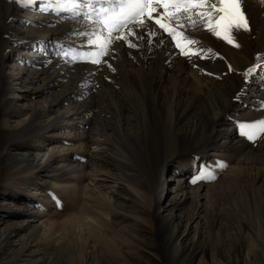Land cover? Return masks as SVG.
<instances>
[{
	"label": "rangeland",
	"instance_id": "1",
	"mask_svg": "<svg viewBox=\"0 0 264 264\" xmlns=\"http://www.w3.org/2000/svg\"><path fill=\"white\" fill-rule=\"evenodd\" d=\"M14 4L17 11L12 18V28L2 36L4 43L0 48L3 50L0 56L4 57L0 62V125H3L0 151L7 157L0 160L4 166L0 172V264H183L190 259L191 264H264V133L255 141L240 134V125L264 119V71L249 77L247 83L243 75L253 66L256 54H264V27L248 4L251 31L235 33L239 48L209 31L206 38L202 37L201 27L191 35L201 41L205 49L210 47L218 55L192 56L187 61L189 57L177 50L178 55L185 58L183 64L207 81L218 83L235 79L245 83L247 87L239 88L222 112L218 108L220 97L224 96L219 93L207 97L204 106L194 102L187 107L181 104L180 108L176 105L178 100L173 104L170 99L158 97L156 100V96L153 99L137 84L127 86L126 90L120 82L114 83L111 79L110 83L93 84L88 77L95 75L98 68L106 72L103 74L123 72L119 66L122 59L117 61L106 56L102 59L107 63H91L89 53L96 49L87 46V37L75 35L76 40L71 42L62 35L69 25L56 26L53 21L55 15L72 21L81 18L49 10L44 13L46 21L41 23L43 20L38 19L37 12L42 5ZM4 7L5 0H0V18ZM81 21L83 31L87 23ZM48 28L55 29V37H41L42 31ZM209 37L215 38L218 46L212 44ZM134 42L139 43L138 48L124 44L125 62L146 61L142 51L150 45L145 41ZM153 44H159L158 40ZM74 52L80 54L75 61L71 58ZM229 65L233 71H229ZM79 70L93 72L81 75L77 74ZM88 91L94 92L88 94ZM48 96L53 101L48 113L58 115L49 121L42 116L40 107L42 99ZM73 98L81 109L76 123L67 122L64 112L69 99ZM175 114L178 116L175 133L182 135L180 139L172 138L166 128ZM193 120L200 122L204 135L193 130ZM212 131L220 134L207 141ZM81 139L89 140L91 146L101 147L96 152L95 166L105 178L104 186L118 183L123 210L116 212L120 214L116 219L124 231L123 234L118 231L117 235L121 237L124 255L117 257L112 252L103 256L97 251L79 253L71 244L67 224L71 194L77 198L76 208L82 202L80 182L72 176L79 178L81 163L88 159L85 150L78 148ZM94 139L97 142L92 143ZM172 142L175 144L171 145ZM50 147L64 148V151L54 153L42 164L31 160L33 154ZM127 149L132 156L127 154ZM172 153L178 158L166 171V181L173 186L182 177L188 191L202 186L201 193H206L199 199L202 221L187 234L181 233L184 221L177 223L175 233L171 229L156 235L139 231L135 219L140 216L141 205L129 190V183L143 184ZM21 156H25V160ZM218 161L227 167H215ZM71 163L73 167L69 168L67 164ZM121 164L123 173L132 175L130 179H121ZM200 167L214 169L215 179L192 183ZM177 171L181 174H176ZM72 186L75 187L73 193ZM163 195L165 203L171 204L173 191L165 189ZM96 202L97 199L90 198L89 204L93 205L87 209L89 215L98 207ZM194 204V194L189 193L184 201L177 202L176 208L188 214ZM165 208V204L157 206L163 216ZM19 225L23 229L21 227L17 234ZM128 235L134 238L129 239Z\"/></svg>",
	"mask_w": 264,
	"mask_h": 264
},
{
	"label": "bare ground",
	"instance_id": "2",
	"mask_svg": "<svg viewBox=\"0 0 264 264\" xmlns=\"http://www.w3.org/2000/svg\"><path fill=\"white\" fill-rule=\"evenodd\" d=\"M247 4L248 7L252 10V12H254L255 16L260 17L259 24H261V26L264 27V17L261 18L262 14H264V6H261L258 3V0H249ZM94 7H97V5H94ZM16 11L17 10L15 4L14 2H12V0H7V1L5 0V7L4 10L1 12L2 14L0 18V48H2V45L4 43V41L1 40L2 36L6 35L9 32V30L12 28V23H13L12 18L15 15ZM48 11L49 10L47 11H42L41 9L38 10L37 12L38 19L43 20V22L41 23H44L46 21V19H44V13H48ZM80 11L84 12V11H88V9L82 8L80 9ZM68 14L69 13L67 12L65 13L66 16ZM81 20L83 19L77 21L67 20L64 17L57 15H55L53 19V21L56 22V26L57 25L62 26L65 23L66 25L67 24L69 25V27H66L64 31L62 30L63 31L62 35L67 38H70L71 42L76 40L75 33L82 31V28L80 27V24L82 23ZM84 22L86 21L84 20ZM148 23L151 27H155V25H153L151 21H149ZM159 31L162 32L161 30ZM71 33H74V35ZM201 34H204L202 35V37L204 38L208 36L206 30L204 29L202 30ZM49 35L50 36L54 35L55 37L56 36L55 29L49 30L48 28L43 30L41 37L50 38ZM209 38L212 44L217 45L215 38L212 37ZM161 39L164 40L163 44L159 43ZM157 40L159 44L156 45L152 44L146 47L142 51L143 55H145L146 61L139 59L138 63H133L132 61L125 62L123 56L124 47H125L124 42L122 41L116 42L115 52L110 56L114 57V59L117 61L122 59L120 60L121 63L119 62L120 63L119 66L123 69V72H119L118 74L115 75L112 73L103 74L106 72H104V70H101L102 68L101 69L98 68L96 74L94 73L95 75L88 78L92 80L93 84L101 83L102 85L105 83H110L112 81L114 83L120 82L122 84L123 90H126L127 86L129 87V85L137 84V86H141L142 88H145L147 92H143V93L147 94L148 97H150L151 95L153 99H155V96H156V100L158 97L170 99L173 104L176 100H178V104L176 105L177 106L180 105L178 106L180 108L182 107L181 104L182 105L185 104L183 106L187 107L188 105H191L194 102H198V104L200 103V105L204 106L207 103L205 100L207 97H210L211 95L214 97V93L223 94L224 97H220V107L218 108L220 112H222L226 108V104L233 99V96L235 95L236 91H238L239 88L243 89L245 87V83L242 82L241 80L234 79L232 82L222 81L218 83L215 80L214 81L205 80L202 76H200V74L196 70H190L193 68L189 69L183 64L182 61H185V58L181 57V55H178V51H177L178 49L174 48V45L172 44L173 42L168 35L165 36L162 33V35L155 38V41ZM157 45H159V47H157ZM2 52L3 50H0V53ZM3 58L4 57L0 56V62H2ZM190 59L191 58H188L186 60L188 61ZM197 60L199 61L198 57ZM169 65L172 66L169 67ZM93 70L92 71L89 70L85 72L79 70L80 72L78 71L77 74L81 73V75L82 74L90 75L91 72H93ZM127 79H129L128 83L126 82ZM144 84H147L150 87V89H147ZM90 92H94V91H88V94ZM197 96L199 98H197ZM183 98H185L186 100H183ZM50 100L51 99L48 96L42 99L40 103L41 105L40 107L42 108L41 113L43 114L42 116L47 117L46 119L47 121L58 116V115L53 116L50 113H48V111L51 110L53 104V101ZM182 100L185 103H182ZM54 101H56V99ZM80 110H81L80 105L78 106L77 102L74 101V98L69 99L68 106L66 107V110H64L67 122L76 123L77 118H79V115L81 114ZM197 111H199V109H197ZM85 121L88 122L87 119ZM85 121H83V123H85ZM213 121L215 122V119L211 121L212 124ZM177 123H178V116L177 114H175V119L172 120L171 123L168 122L166 127L169 130L168 132L169 135L174 139H178V138L180 139V136H182L180 134L175 133ZM199 124L200 122H196L193 120L192 128L194 131H198L200 134L204 135V132L203 130H201ZM1 126L3 125H0V127ZM218 132L219 131H212V134L209 135L207 141L218 138L220 134V132L219 133ZM88 141L84 142L83 139H81L79 142L80 144H78V148H83V150H85V152L88 154V159L84 160L81 163L82 173L79 176V178L72 176L75 180L81 183V184L79 183L78 186L81 187L82 202L80 206L76 208L77 204L75 200L77 198L74 197V194H71L72 199L70 206L68 208V210L70 211V216L67 220V224L70 230L69 233L71 234L70 235L71 244L75 250H78L79 253L82 252L91 253L97 251L98 254L100 253L101 255L104 256L105 253L111 254L113 252L114 253L113 255L118 257L121 254L124 255V252L122 250L124 246L121 243L122 241L120 242L119 238L121 237L117 235V233H119L118 231H120L123 234L122 231H124V229L120 226L122 225L121 222L117 221L116 219V217L120 215L116 212H121L123 210L122 209L123 202L119 197L117 182L110 183L112 185L104 186L105 182L102 180H104L105 178L100 175L101 171L95 166L96 152L100 151L101 147L96 144L91 146V142L89 144ZM94 141L97 142V140L94 139L92 140V143ZM174 144L175 142L171 143V145ZM171 145L169 146V148L171 147ZM61 151L63 152L64 148L50 147L47 148L45 151L33 154L31 160H34L39 164H42L47 159H49L54 153L56 152L60 153ZM126 151L129 156H132L130 150L127 149ZM4 153L0 151V160L1 158L2 160L5 159L6 156L4 157ZM24 157L21 156L22 159ZM177 158H178L177 155L172 153L168 158L166 157L165 159H163L159 164V167L156 170H154L155 171L154 174L150 176V179L146 177L143 184L137 185V184L129 183V187H130L129 190L131 191L132 194L136 195L135 198L138 201L139 205H141L139 207L140 216H137V219H135L136 226L139 231L141 230L148 234H155V233L158 234L160 233L159 231H162L164 229L165 230L171 229V232L175 233L178 230L177 223L180 224V222L184 221V224L181 228V233L187 234L191 228L194 229L195 227L200 225L203 215H202V210L200 211L201 203L199 199L204 197L206 194V193H201L202 186H197L195 188L191 187L189 192L187 189L188 186L182 184V180H183L182 177H181V181L180 179H178L177 182L174 183L175 185L173 186L172 185L169 186V182L166 181L165 173L167 170H169L172 167V165H174V163H176ZM72 164L73 163L67 164V166L69 168L73 167L71 166ZM120 166H121V170L119 171V175L121 179L126 177L130 179L132 175L131 174H129L130 176H128V174L125 175L122 169L123 165L121 164ZM3 167L4 166H2V164L0 163V172L3 170ZM178 172L179 171H177L176 174H178ZM181 172L183 173V170H181ZM181 172H179V174H181ZM98 179H100L101 181H98ZM165 189H167L168 191L171 190V192L173 191V197H172L173 201L170 200V202H172L171 204L169 203L170 205L168 204V202L165 203L166 198L163 195ZM71 192L72 193L75 192L74 186H72ZM188 192L190 194H194V198L196 201V204H194V209H192V212L188 214L178 212L177 211L178 209L176 208L177 202L179 203L181 201H184V199L189 194ZM91 197L97 199V202L99 203L98 207L97 206L95 207L93 215H89L87 213V209L91 208V206L93 205L92 203H91L92 205L89 204ZM158 204H165L166 208H165L164 216L158 212L157 210ZM121 217L123 218V216ZM20 228L23 229V226L19 225V227H17L16 229L17 234ZM125 233L124 235L127 234ZM136 233L138 234V232ZM127 237L129 239H132V237L134 238V236L132 235H128ZM80 256L82 257L81 254ZM192 261L193 260L190 259L183 264H191Z\"/></svg>",
	"mask_w": 264,
	"mask_h": 264
},
{
	"label": "snow or ice",
	"instance_id": "3",
	"mask_svg": "<svg viewBox=\"0 0 264 264\" xmlns=\"http://www.w3.org/2000/svg\"><path fill=\"white\" fill-rule=\"evenodd\" d=\"M12 2L22 7L39 4L43 5L42 11L67 12L74 18L85 20L87 22L85 30L76 32L75 35L87 37V46L96 49L89 55L90 62L97 65L107 63L102 58L112 55L115 52V44L119 41L135 49L139 45L134 41H145L152 45L155 38L163 33L171 37L181 55L189 58L192 56L206 58L210 54L215 56L218 53L210 47L205 49L201 41L191 35L198 28L202 27L236 48H239L240 44L235 33L241 30L251 31L247 0H12ZM258 3L264 6V0H258ZM82 8L88 11H80ZM149 21L155 27H151ZM158 29L162 30V33ZM159 43L163 44L164 40L161 39ZM79 55L74 52L71 58L75 61ZM262 57L264 54L257 53L253 66L243 73L245 83L258 71H264ZM108 67L111 68V64ZM229 71H233L231 65ZM240 130L241 135L255 141L260 133H264V119L242 124ZM215 167L227 165L218 161ZM210 179H215L214 169L200 167L191 182Z\"/></svg>",
	"mask_w": 264,
	"mask_h": 264
}]
</instances>
